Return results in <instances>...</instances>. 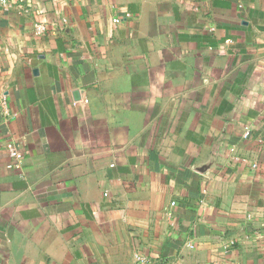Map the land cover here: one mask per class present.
Masks as SVG:
<instances>
[{"label": "crops", "instance_id": "1", "mask_svg": "<svg viewBox=\"0 0 264 264\" xmlns=\"http://www.w3.org/2000/svg\"><path fill=\"white\" fill-rule=\"evenodd\" d=\"M139 258L264 264V0H0V264Z\"/></svg>", "mask_w": 264, "mask_h": 264}, {"label": "built area", "instance_id": "2", "mask_svg": "<svg viewBox=\"0 0 264 264\" xmlns=\"http://www.w3.org/2000/svg\"><path fill=\"white\" fill-rule=\"evenodd\" d=\"M36 32L38 34H42L44 32V28L43 27H38ZM249 135V132H246V137ZM6 151L9 155V157L12 159L13 164L18 166V164H20L22 162L23 158V154L20 152V150L13 144H8L6 146ZM172 205L174 206L175 203H172ZM139 263L141 264H162V261H156V262H152L151 260L148 259H144V258H139L138 259ZM173 264H181L180 262L174 261Z\"/></svg>", "mask_w": 264, "mask_h": 264}]
</instances>
